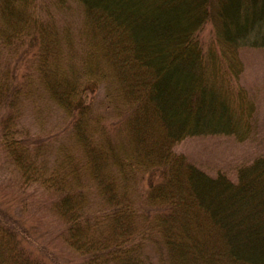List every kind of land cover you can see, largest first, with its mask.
Masks as SVG:
<instances>
[{
    "label": "trees",
    "instance_id": "obj_1",
    "mask_svg": "<svg viewBox=\"0 0 264 264\" xmlns=\"http://www.w3.org/2000/svg\"><path fill=\"white\" fill-rule=\"evenodd\" d=\"M243 49L264 0H0V264H52L35 234L77 264H264V151L231 176L174 151L250 139Z\"/></svg>",
    "mask_w": 264,
    "mask_h": 264
},
{
    "label": "rangeland",
    "instance_id": "obj_2",
    "mask_svg": "<svg viewBox=\"0 0 264 264\" xmlns=\"http://www.w3.org/2000/svg\"><path fill=\"white\" fill-rule=\"evenodd\" d=\"M189 4L190 3H188V5ZM188 5H184V7L183 5L180 6L183 8L182 11L178 12L182 13L180 17L178 16V26L173 21V24H175L178 29L182 30V28L192 21L196 14L195 11L194 14L190 11L192 9ZM194 8H198V6ZM239 59L242 63L240 84L243 89L246 90L249 99L255 106L250 139L244 143H236L232 138L215 136L192 138L181 142L174 148V151L184 156L188 162L197 165L202 170L212 175H215L217 172H222L231 176L233 167L237 166L239 163L250 162L254 157L264 151V49H243L239 51ZM31 120L32 118H29L27 124H29ZM47 124L49 123H46V125ZM29 125L31 126V124ZM31 127L35 129V127ZM49 129L50 126L47 127V130ZM5 201L12 204L14 208L17 207V189L13 182L0 179V202ZM39 205L41 208L43 207L42 204L36 201L33 202L30 209L19 214V216L26 219L28 224L38 226V229L42 233L50 235V233L54 231L55 223L44 211L37 209ZM35 235L31 238L32 245L34 244L38 250H41L40 247L45 246V250L43 251L47 253L50 263L77 264L67 255L64 248L63 251L58 245L55 247L47 244L50 243L51 236H46L48 238L43 241L41 240L42 237H35Z\"/></svg>",
    "mask_w": 264,
    "mask_h": 264
}]
</instances>
